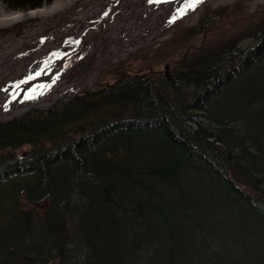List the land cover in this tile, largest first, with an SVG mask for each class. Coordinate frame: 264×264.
<instances>
[{
	"label": "trees",
	"instance_id": "obj_1",
	"mask_svg": "<svg viewBox=\"0 0 264 264\" xmlns=\"http://www.w3.org/2000/svg\"><path fill=\"white\" fill-rule=\"evenodd\" d=\"M53 1L0 0L7 10ZM241 4L207 9L162 44L241 27L171 77L120 70L72 104L0 125V184L10 185H0V211L12 219L0 231V264H188L198 237L206 264H226L240 215L264 220V7L249 14ZM121 104L129 116L113 118ZM100 109L99 119L76 123ZM68 123L76 126L64 131ZM25 146L27 156L15 155ZM197 172L206 176L200 189L190 183ZM25 177L35 184L24 191L15 182ZM21 194L50 204L43 215L20 209ZM214 196L222 211L206 233L201 215Z\"/></svg>",
	"mask_w": 264,
	"mask_h": 264
},
{
	"label": "bare ground",
	"instance_id": "obj_2",
	"mask_svg": "<svg viewBox=\"0 0 264 264\" xmlns=\"http://www.w3.org/2000/svg\"><path fill=\"white\" fill-rule=\"evenodd\" d=\"M204 1L55 0L28 12L2 10L0 28L33 18L44 20L36 24L29 40L11 43L14 34L0 40L9 51L0 63L7 71L29 63L7 88L0 89V118L72 98L92 86L106 65L148 44ZM30 40L38 43L25 49Z\"/></svg>",
	"mask_w": 264,
	"mask_h": 264
},
{
	"label": "rangeland",
	"instance_id": "obj_3",
	"mask_svg": "<svg viewBox=\"0 0 264 264\" xmlns=\"http://www.w3.org/2000/svg\"><path fill=\"white\" fill-rule=\"evenodd\" d=\"M55 1V0H54ZM53 1V2H54ZM52 2V3H53ZM242 2L241 7L244 8L245 12L249 14H254L256 11L262 9L264 7V0H205L202 2L195 11L184 18L172 23L167 28L163 29L156 37H154L148 44L144 45L143 47L133 51L131 54L127 55L126 57L118 60L115 63H111L106 65L99 73L97 79L95 80L92 86L86 87L77 94H75L72 98L67 100L58 101L56 103H52L48 107H34L33 109L29 110L28 112L9 119L8 121L0 122V124H5L6 122L20 120L29 115L37 114L38 112H47L51 108L55 106H64L67 104H72L76 100L81 99L90 93L94 92L98 87L101 86H109L112 85L115 81L114 79V72H118L120 70L124 71L125 74L129 76L134 75H144L149 73L160 74L162 76L171 77L177 69L180 68V64L183 61L189 60L190 58L196 56L197 54L201 53L202 50H212L218 46H220L223 42H225L228 38L234 36L237 30L240 31V25L237 27L236 25H224L221 29L213 30L205 24L206 28H209L208 31L199 34L196 38L191 41H188L184 45H181L177 48L171 49H163L161 50L160 47L162 44L167 41L168 39L172 38V36L176 33L178 28H192L196 27L200 24V20L204 13H206L207 9L216 10L220 7L226 6H234ZM51 3V4H52ZM50 5V4H49ZM42 8V7H41ZM74 8V6L72 7ZM2 10H7L0 2V12ZM10 11H21V12H28L30 10H10ZM243 13V11H238V14ZM59 14H57L53 18H58ZM44 19L40 18H33L28 19L25 22H21L16 24L15 26L9 28H0V40H8L11 34H14V38L12 39L11 43L19 42L20 40H29V36L32 34L34 28H37V23L43 21ZM214 21H218V18H212ZM50 26L46 30V33L49 32ZM38 41L30 40L24 43V48L29 49L30 47H34ZM250 42H245L243 45H247ZM10 45V44H9ZM153 48V49H152ZM155 49H157L155 51ZM154 50V51H153ZM9 54L7 49V45L0 46V63L5 59V57ZM2 64H0L1 66ZM29 67V63H24L22 67L17 65L13 69V72L0 77V87H6L10 80L22 74L24 69ZM167 67L169 70L167 71ZM191 91V90H188ZM83 111V108L77 109L76 113ZM105 111V110H104ZM103 110L91 113L86 119L80 120L76 122L77 124H85L93 120H97L100 118ZM75 114L74 111H70V116ZM129 108L124 105H118L112 111V116L115 118L117 115H121L124 117L129 116ZM76 123H68L64 127V131H69L76 126ZM46 147H49L47 144ZM32 150L31 146H25L21 148L19 151L15 152V155H20L22 157L24 154H29ZM199 173L191 175L190 183L193 184V188L200 189L197 186V183H200L203 187L205 186L206 176L201 175L199 177ZM15 183L21 186L22 190H27V187H33L35 181L31 177H25L23 179H18ZM1 187L10 186L9 183L0 184ZM14 185V184H12ZM11 185V186H12ZM26 194H21L19 196V203L21 206L20 209L25 210H33L37 214H42L45 212L47 207L50 204L49 199L42 200L41 204L38 205H28ZM2 198V196H1ZM0 198V202L2 199ZM62 198V197H59ZM1 204V203H0ZM222 199L218 198L217 196L213 197L212 203L208 205V208L205 209L203 215H201L205 222H211L210 224H205V231L206 233L210 232L212 227H216V221L219 216V213L222 211ZM8 203L4 205L7 206ZM5 212V210H4ZM2 211H0V231L3 230L11 221V218H3ZM239 221L242 223L243 228L238 229L237 227L232 228V231H229L230 235V247L224 253V261L226 264H260V262L264 263V220L254 219L249 216L243 217L240 215ZM221 232L223 238L226 237L224 231ZM240 241V243H239ZM198 242H202L201 238L198 237L197 244L193 249V255L188 257V264H206L205 254L206 250L205 247H202ZM199 249V250H198ZM233 253L232 256L229 254ZM190 258V259H189ZM219 264H225L223 261H219Z\"/></svg>",
	"mask_w": 264,
	"mask_h": 264
},
{
	"label": "flooded vegetation",
	"instance_id": "obj_4",
	"mask_svg": "<svg viewBox=\"0 0 264 264\" xmlns=\"http://www.w3.org/2000/svg\"><path fill=\"white\" fill-rule=\"evenodd\" d=\"M16 67H17V65H16ZM14 68H15V66L12 67V70H8V71H7L6 67L2 68V70H1L2 72L0 73V77H3V76H5V75L9 74L10 72L13 71ZM27 155H28V154H24L23 157H25V156H27Z\"/></svg>",
	"mask_w": 264,
	"mask_h": 264
},
{
	"label": "water",
	"instance_id": "obj_5",
	"mask_svg": "<svg viewBox=\"0 0 264 264\" xmlns=\"http://www.w3.org/2000/svg\"><path fill=\"white\" fill-rule=\"evenodd\" d=\"M169 70V67H167V71ZM13 118L12 116H7V117H3V118H0V122H3V121H8L9 119Z\"/></svg>",
	"mask_w": 264,
	"mask_h": 264
},
{
	"label": "snow or ice",
	"instance_id": "obj_6",
	"mask_svg": "<svg viewBox=\"0 0 264 264\" xmlns=\"http://www.w3.org/2000/svg\"><path fill=\"white\" fill-rule=\"evenodd\" d=\"M195 2H196V3H199V2H200V0H195Z\"/></svg>",
	"mask_w": 264,
	"mask_h": 264
}]
</instances>
